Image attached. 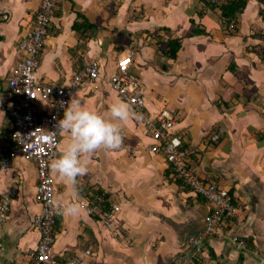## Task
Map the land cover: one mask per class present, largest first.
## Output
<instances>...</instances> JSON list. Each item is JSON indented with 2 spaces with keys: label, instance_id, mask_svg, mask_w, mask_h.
Instances as JSON below:
<instances>
[{
  "label": "crops",
  "instance_id": "0c3cea01",
  "mask_svg": "<svg viewBox=\"0 0 264 264\" xmlns=\"http://www.w3.org/2000/svg\"><path fill=\"white\" fill-rule=\"evenodd\" d=\"M40 3L0 0V92L6 103L13 96L10 72L23 59L17 45L34 28ZM221 6L205 0H57L37 78L63 85L98 60L100 88L87 86L71 101L108 114L112 103L127 102L109 78L118 58L132 52L130 70L140 80L146 113L154 116L163 108L178 113L173 132L195 150L187 161L202 179L227 188L242 209L229 220L226 235L206 237L204 251L197 253L193 239L204 231L212 204L179 186L163 152L151 150L155 141L145 123L130 118L119 148L85 154L87 171L77 177L78 191L51 169L56 201L63 207L77 200L85 204L78 216L59 214L52 247L56 260L256 264L252 250L264 251V5L246 0L232 30L219 13ZM85 22L93 28L74 26ZM177 38L182 44L171 58L165 50ZM36 104L44 113L52 107V101L42 99ZM13 125L11 113L0 108V193L11 200L0 227V264H32L30 251L40 239L34 226L42 208L36 197L38 171L35 161L9 156ZM220 128V139L212 140ZM69 138L59 131L54 159ZM97 190L107 195L109 205H118L109 223L101 212H88ZM233 234L246 241L245 249L235 248Z\"/></svg>",
  "mask_w": 264,
  "mask_h": 264
},
{
  "label": "built area",
  "instance_id": "2783aa9c",
  "mask_svg": "<svg viewBox=\"0 0 264 264\" xmlns=\"http://www.w3.org/2000/svg\"><path fill=\"white\" fill-rule=\"evenodd\" d=\"M205 1L219 7L236 0ZM261 1L264 5V0ZM56 2L57 0H41L34 28L17 45L19 51L23 53V59L13 67L9 75L8 86L13 95L12 101L10 103L3 101L0 92V108H6L14 118L11 131L14 146L9 156L21 155L37 164L36 197L42 208L34 217V226L40 233V239L37 246L30 251L32 264H81L80 256L67 260H56L52 256V247L56 240L55 226L60 214L58 209L62 208L64 203L55 199L49 165L57 153L58 136L61 130L58 127L59 119L63 117L64 111L69 107L72 96L76 92L87 86L100 88L101 70L100 62L93 60L75 71L68 82L63 85L45 83L37 78L39 54L45 44ZM234 27L235 19H232L228 28L232 30ZM132 62V52L118 58L116 70L109 78V83L122 99L132 105L136 112L142 114L141 120L155 141L150 147L151 150L163 152L179 186L184 190H192L212 204V210L205 218L204 231L199 232L193 239L195 251L201 253L204 251L206 237L226 235L229 220L242 208L234 202L233 195L227 188L221 187L217 181L202 179L187 161L195 150L187 147L183 138L173 132L178 113L168 108H163L154 116L146 113L140 80L131 74ZM37 99L52 101L50 111L41 112L36 104ZM261 105H264V98L261 100ZM222 132L223 128H220L212 135V140H219ZM8 162L7 157L4 159V164ZM15 190L14 188L11 194H14ZM105 201V197L96 195L87 209L91 214L101 212L109 223L118 205L111 203L110 208L105 209L103 206ZM10 202L8 195L3 196L0 193V227L7 220ZM231 240L237 250L247 247L246 241L239 235L233 234ZM3 250V242L0 240V254ZM86 252L90 253V250ZM252 253L256 257V264H264V251L253 249ZM178 263L179 258H176L175 264Z\"/></svg>",
  "mask_w": 264,
  "mask_h": 264
},
{
  "label": "clouds",
  "instance_id": "9594fccd",
  "mask_svg": "<svg viewBox=\"0 0 264 264\" xmlns=\"http://www.w3.org/2000/svg\"><path fill=\"white\" fill-rule=\"evenodd\" d=\"M130 118L143 117L125 101L112 103L108 114L83 107L79 100L71 101L58 121V127L68 132L70 138L62 154L51 160L50 168L64 178L74 191H78L77 177L87 171L85 154L101 147L119 148L124 139L123 126ZM84 207L83 200H77L58 211L62 215L78 216Z\"/></svg>",
  "mask_w": 264,
  "mask_h": 264
},
{
  "label": "trees",
  "instance_id": "16d2710c",
  "mask_svg": "<svg viewBox=\"0 0 264 264\" xmlns=\"http://www.w3.org/2000/svg\"><path fill=\"white\" fill-rule=\"evenodd\" d=\"M245 1L246 0H236V1H233V2H230V4H227V5H222L220 7V15L221 17L224 19V21L229 24V22L236 18L237 14L242 10L243 6L245 5ZM207 3V2H206ZM209 4V3H208ZM211 6H214L213 4H209ZM75 28L79 31H81V29L85 28V29H88V28H93V25L88 23V22H85V23H75ZM181 38H177V39H172L169 41V46L168 48L165 50V54L171 58H175L176 57V54H177V50L181 47ZM96 195H102L103 197H105L106 201L104 203V208L105 209H109L110 208V203L109 201L107 200L108 197L107 195H105L103 192L101 191H95L93 195L90 196L91 199H95Z\"/></svg>",
  "mask_w": 264,
  "mask_h": 264
},
{
  "label": "bare ground",
  "instance_id": "6f19581e",
  "mask_svg": "<svg viewBox=\"0 0 264 264\" xmlns=\"http://www.w3.org/2000/svg\"><path fill=\"white\" fill-rule=\"evenodd\" d=\"M51 24V23H50ZM47 36V35H46Z\"/></svg>",
  "mask_w": 264,
  "mask_h": 264
}]
</instances>
